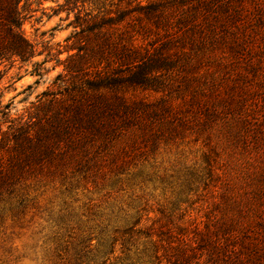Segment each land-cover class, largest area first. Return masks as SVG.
<instances>
[{"label": "trees", "instance_id": "trees-1", "mask_svg": "<svg viewBox=\"0 0 264 264\" xmlns=\"http://www.w3.org/2000/svg\"><path fill=\"white\" fill-rule=\"evenodd\" d=\"M30 1L0 0V81L5 61L35 56L23 32ZM127 1L116 15L76 16V28L99 38L97 59L67 67L69 85L44 93L42 114L0 143V206L15 216L33 183L73 191L98 176L139 175L161 150L201 139L203 165L186 169L171 207L131 216L102 264L119 241L127 264H264V163L255 165L264 161V0ZM65 2L71 14L86 0ZM219 157L247 177L231 164L216 171ZM219 181L202 215L179 212V198ZM143 238L134 259L128 247Z\"/></svg>", "mask_w": 264, "mask_h": 264}, {"label": "rangeland", "instance_id": "rangeland-1", "mask_svg": "<svg viewBox=\"0 0 264 264\" xmlns=\"http://www.w3.org/2000/svg\"><path fill=\"white\" fill-rule=\"evenodd\" d=\"M29 4L32 6L27 9L23 32L33 45L35 56L27 61L10 59L1 65L0 143L42 114L48 104L44 93H60L69 85L76 76L67 67L91 66L97 59L99 38L82 32L84 27L76 28V16L81 15L87 22L99 11L116 15L128 1L86 0L71 14L64 6L65 0H31ZM203 144L201 139L187 138L179 145L161 150L139 175H136L139 169H131L133 173L118 180L113 175L98 176L92 184L79 185L73 191L60 182L31 184L26 208L18 213L15 210V216L9 204L1 203L5 210L0 215V264H102L109 258L114 231L126 228L131 216L144 208L157 211L171 207L170 202L182 189L186 169L203 165L206 151ZM223 159H217L216 171L229 172L231 164L229 169L233 168L239 176L236 178L247 177V170L238 160L232 159L226 167ZM263 163L257 161L255 165L259 168ZM203 168L200 167V174L205 175ZM220 183L210 182L207 185L210 194L205 197L202 196L207 193V186L190 193L186 199L179 198L184 201L179 212L187 209L194 215H202ZM150 216L155 213L150 212ZM144 241L143 238L131 242L128 247L131 257L135 259L133 253L143 249ZM96 246L99 249L94 250ZM83 249L94 251L87 253V259L78 261L77 253ZM123 251V241H119L107 264H127Z\"/></svg>", "mask_w": 264, "mask_h": 264}]
</instances>
